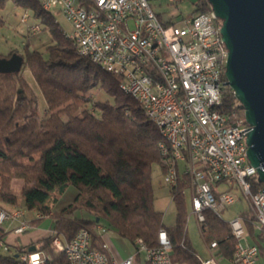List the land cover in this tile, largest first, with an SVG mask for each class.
<instances>
[{
	"label": "trees",
	"instance_id": "trees-1",
	"mask_svg": "<svg viewBox=\"0 0 264 264\" xmlns=\"http://www.w3.org/2000/svg\"><path fill=\"white\" fill-rule=\"evenodd\" d=\"M9 1L31 11L48 30L51 43L47 55L27 47L25 54H20L24 63L19 72L0 73V209L21 206L19 196L11 191L13 179L19 178L24 182L25 210L43 216L35 217L31 225H41L48 216L54 224L46 237L23 247L7 244L6 231L0 225V240L7 246L0 247V264H32L21 258L32 246L44 256L40 264H69L66 255L53 246V239L60 236L69 240L82 228L90 231L93 247L105 251L103 233L98 230L102 220L135 249L138 239L149 247L157 246L159 231L165 228L172 242L173 264H203L188 233L185 185L170 188L176 207L174 225L167 226L164 213L155 208L153 172L156 166L164 172L159 148L163 137L141 104L122 91V78L80 54L41 0H0V9ZM211 10L208 0H199L191 15ZM3 25L0 17V28ZM25 67L30 68L46 99L45 115L39 113L38 96L23 74ZM96 89L112 100L94 101ZM223 110L245 117L231 87ZM69 187L78 190L76 199L56 212V204ZM263 187L257 179L253 181L254 191ZM78 210L91 217L77 216ZM239 216L252 242L263 248L264 232L256 235L252 209L243 208ZM199 229L209 249L216 243L214 257L232 263L237 240L229 221L208 210ZM141 259L138 254L136 263Z\"/></svg>",
	"mask_w": 264,
	"mask_h": 264
},
{
	"label": "built area",
	"instance_id": "built-area-1",
	"mask_svg": "<svg viewBox=\"0 0 264 264\" xmlns=\"http://www.w3.org/2000/svg\"><path fill=\"white\" fill-rule=\"evenodd\" d=\"M182 0H170L178 3ZM152 0H44V8L63 14L73 26L75 43L85 49L91 61H106L128 87L149 100L150 108L163 126L177 138V148L185 168L186 185L190 191L193 214L198 225L205 221L208 204H216L214 213H222L239 200L255 214L258 228L264 232V187L253 189L258 180V168L247 154V136L251 130L245 117L223 110L228 92L226 57L229 49L223 39V21L213 10L182 18L168 25L152 6ZM34 33L41 30L33 27ZM140 54V62L132 61ZM181 76V83H174ZM176 86H183L185 106H178ZM163 179L170 188L176 187L173 164L163 145ZM259 181V180H258ZM26 210L0 209V225L6 221L20 222L14 231L31 230L25 219ZM37 217H43L38 213ZM223 217V216H222ZM236 227V240H243V249H235L232 264H257L264 257V247L247 241L246 229L238 215L231 219ZM101 233L107 230L98 226ZM63 252L69 264H137L141 255L144 264H173L172 242L165 228L158 234V244L152 249H136L118 260L92 245V235L80 229L71 239L55 236L52 242ZM203 264H218L213 255ZM0 247L7 248L3 240ZM21 258L40 264L41 252L30 251Z\"/></svg>",
	"mask_w": 264,
	"mask_h": 264
},
{
	"label": "rangeland",
	"instance_id": "rangeland-1",
	"mask_svg": "<svg viewBox=\"0 0 264 264\" xmlns=\"http://www.w3.org/2000/svg\"><path fill=\"white\" fill-rule=\"evenodd\" d=\"M199 0H182L178 3H172L170 0H152V6L157 14L162 16L163 21L165 22H179L182 18L191 15L196 8L197 2ZM56 20L59 22L63 32L70 36L73 33V26L67 20L63 14L54 13L53 14ZM0 17L4 19V25L0 28V55L7 56L12 51L18 54H25L27 47L30 50H38L46 54L47 46L51 43V37L48 30L43 29L42 24L32 16L31 11L24 10L21 7L16 6L13 2H7L4 9H0ZM40 25L41 30L34 33L33 27L35 25ZM13 53V54H14ZM12 54V55H13ZM23 74L34 89L38 96L39 102V113L45 115L47 109V102L39 88V85L31 72L29 67L23 69ZM94 101L104 102L106 100H112L111 96L100 89H96L93 95ZM88 108H91V105L88 104ZM24 186L23 180L15 178L12 181L11 191L15 195L19 196L20 203L23 206L24 200L22 198V188ZM153 187L155 193V208L158 211L164 213V223L167 226H172L175 223L176 219V207L173 201V197L170 191V186L164 182L163 172L161 168L155 167L153 172ZM70 199H67V202L73 201V195H69ZM68 198V196H67ZM61 199V198H60ZM66 203V199H65ZM71 204V203H70ZM69 204V205H70ZM186 205L188 209V233L191 239L193 246L196 248L198 253L203 259H208L213 257L212 250L206 245L197 222V219L194 214L191 213V199L187 197ZM247 204L244 201H238L233 206L224 210L221 213V217L231 221V219L237 217L239 212L246 208ZM26 217H35L33 211H26ZM192 214V215H191ZM79 217H91L88 212L85 210H78L76 213ZM54 220L52 218H47L45 221V226H48L50 229L53 228ZM100 224L107 229V234L112 238L113 243L120 251L125 249L130 252H134V246L126 239L120 237L114 228L108 226V224L102 220ZM260 229L256 230V235H258ZM247 241L252 242V236L247 234ZM3 253H6L2 249ZM25 259V258H22ZM31 262L30 259H26ZM218 264H232L229 260H226L222 257L216 258ZM34 264L33 262H31ZM257 264H264V257L258 260Z\"/></svg>",
	"mask_w": 264,
	"mask_h": 264
},
{
	"label": "water",
	"instance_id": "water-1",
	"mask_svg": "<svg viewBox=\"0 0 264 264\" xmlns=\"http://www.w3.org/2000/svg\"><path fill=\"white\" fill-rule=\"evenodd\" d=\"M223 21L222 35L229 49L228 85L245 110L251 126L248 157L264 184V0H208ZM24 58L14 53L0 58V73L19 72ZM99 221V218L97 219ZM35 246L30 251H35Z\"/></svg>",
	"mask_w": 264,
	"mask_h": 264
},
{
	"label": "bare ground",
	"instance_id": "bare-ground-1",
	"mask_svg": "<svg viewBox=\"0 0 264 264\" xmlns=\"http://www.w3.org/2000/svg\"><path fill=\"white\" fill-rule=\"evenodd\" d=\"M42 6L44 8V0H41ZM47 12L51 13L52 15L55 12H51L50 8H44ZM66 35V34H65ZM68 38L73 39L75 42V34L72 33L70 36L66 35ZM78 51L80 54L85 55V49L81 46L80 43H75ZM132 61L133 62H140V54H132ZM99 67L102 69L111 72L116 75V71L113 70L112 66H108V63L106 61H94ZM228 62V57H226V64ZM174 83H181V76H174ZM120 87L124 93L127 95L132 96L135 100L141 104L143 107L146 116L153 122L157 128L160 130L161 135L163 137V142L161 145L164 147V151L166 153V156L168 157L169 162H172L173 164V175L176 180V184L183 183L186 185V178H185V168L183 160L180 159V155L178 153L177 148V138H173L170 131L166 128V126H163L162 122H160L157 117L154 116L152 109L150 108V102L148 99L143 97L140 92L135 90L133 87H128L127 83L122 79ZM176 98H178V106H185V96H183V86H176ZM246 121V118H245ZM250 126V125H249ZM247 154H248V145H247ZM183 194L186 197H190V191L188 188H185L183 191ZM191 213L193 214V205L191 200ZM208 210L210 211H216V204H208ZM191 214V215H192ZM219 217H221V213H216ZM222 218V217H221ZM229 224L232 229L233 236H236V227L234 224H232L231 221H229ZM142 240V239H138ZM142 247L145 249H152V247H149L143 240H142ZM236 249H243V240H237Z\"/></svg>",
	"mask_w": 264,
	"mask_h": 264
},
{
	"label": "crops",
	"instance_id": "crops-1",
	"mask_svg": "<svg viewBox=\"0 0 264 264\" xmlns=\"http://www.w3.org/2000/svg\"><path fill=\"white\" fill-rule=\"evenodd\" d=\"M69 195H73V201L76 199L78 195V190L74 187H69L68 190L65 192V194L61 197L59 202L55 206V211H61L65 207H67L71 202H67V199H70ZM68 196V198H67ZM66 199V203H65ZM18 208L25 209L24 206H19ZM35 214V217L38 216V212L33 211ZM27 214V213H26ZM35 217H29L27 218L25 215V219L28 221L33 220ZM47 218H51L50 216L46 217L41 225L33 227L30 231L26 233H16L14 229L19 226L20 222L18 220L14 221H6L2 224V227L6 231V235L4 237V241L13 246V247H23V246H29L32 243L37 242L43 237H46L52 229H50L48 226H45V221ZM104 242L108 247V252L117 258L118 260H122L126 257H128L133 252H130L129 250L125 249L124 251H120L116 245L113 243L112 238L107 234V232L103 233ZM135 249V248H134ZM263 256H260L262 258ZM259 258V260H260ZM139 264V263H137ZM140 264H144V262H140Z\"/></svg>",
	"mask_w": 264,
	"mask_h": 264
},
{
	"label": "flooded vegetation",
	"instance_id": "flooded-vegetation-1",
	"mask_svg": "<svg viewBox=\"0 0 264 264\" xmlns=\"http://www.w3.org/2000/svg\"><path fill=\"white\" fill-rule=\"evenodd\" d=\"M10 58V57H9Z\"/></svg>",
	"mask_w": 264,
	"mask_h": 264
}]
</instances>
